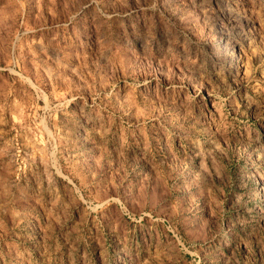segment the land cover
<instances>
[{"label": "rangeland", "instance_id": "rangeland-1", "mask_svg": "<svg viewBox=\"0 0 264 264\" xmlns=\"http://www.w3.org/2000/svg\"><path fill=\"white\" fill-rule=\"evenodd\" d=\"M0 264H264V0H0Z\"/></svg>", "mask_w": 264, "mask_h": 264}]
</instances>
